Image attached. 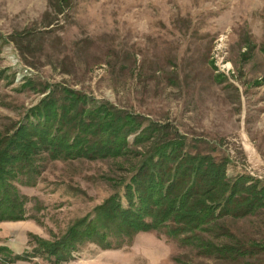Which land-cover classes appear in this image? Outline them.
I'll use <instances>...</instances> for the list:
<instances>
[{
    "label": "rangeland",
    "instance_id": "374dc122",
    "mask_svg": "<svg viewBox=\"0 0 264 264\" xmlns=\"http://www.w3.org/2000/svg\"><path fill=\"white\" fill-rule=\"evenodd\" d=\"M47 9L48 0H0V130L25 119L46 83L58 84L168 123L195 150L229 158L230 178L264 184V0H73L59 14ZM249 39L256 45L246 55ZM128 169L122 159L50 160L34 186L22 176L16 184L38 219L0 223V244L22 253L29 232L61 235L116 191L126 204L123 185L104 176L129 179ZM232 228L264 244V211ZM61 264L233 263L149 231L118 249L86 243Z\"/></svg>",
    "mask_w": 264,
    "mask_h": 264
},
{
    "label": "trees",
    "instance_id": "16d2710c",
    "mask_svg": "<svg viewBox=\"0 0 264 264\" xmlns=\"http://www.w3.org/2000/svg\"><path fill=\"white\" fill-rule=\"evenodd\" d=\"M72 2L48 0L45 15L59 14ZM246 45L248 55L256 44L249 39ZM260 49L264 52V45ZM48 89L25 119L0 130V223L38 219L29 213L30 197L16 182L23 176L24 185L34 186L50 160L128 162L129 179L104 176L123 185L126 204L116 191L61 235L47 239L29 232L22 253L0 244V264L38 256L66 263L86 243L118 249L135 234L149 231L162 232L205 256L263 264L264 244L241 236L232 222L264 211V184L247 174L230 178L229 158L195 150L168 123L67 86L46 83L40 91Z\"/></svg>",
    "mask_w": 264,
    "mask_h": 264
}]
</instances>
